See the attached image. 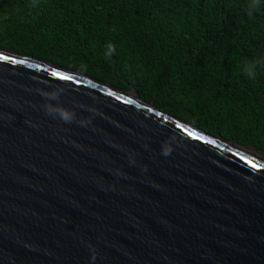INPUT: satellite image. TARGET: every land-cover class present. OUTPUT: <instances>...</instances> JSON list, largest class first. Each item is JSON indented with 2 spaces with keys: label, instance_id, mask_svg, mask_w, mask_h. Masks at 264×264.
Masks as SVG:
<instances>
[{
  "label": "water",
  "instance_id": "95a60500",
  "mask_svg": "<svg viewBox=\"0 0 264 264\" xmlns=\"http://www.w3.org/2000/svg\"><path fill=\"white\" fill-rule=\"evenodd\" d=\"M0 264H264V153L0 48Z\"/></svg>",
  "mask_w": 264,
  "mask_h": 264
},
{
  "label": "trees",
  "instance_id": "16d2710c",
  "mask_svg": "<svg viewBox=\"0 0 264 264\" xmlns=\"http://www.w3.org/2000/svg\"><path fill=\"white\" fill-rule=\"evenodd\" d=\"M0 48L264 153V0H0Z\"/></svg>",
  "mask_w": 264,
  "mask_h": 264
},
{
  "label": "clouds",
  "instance_id": "9594fccd",
  "mask_svg": "<svg viewBox=\"0 0 264 264\" xmlns=\"http://www.w3.org/2000/svg\"><path fill=\"white\" fill-rule=\"evenodd\" d=\"M251 8H255L256 4L253 3L250 5ZM106 55L111 56L115 48L114 46L109 43L106 45ZM245 75L249 79H254L256 75V65L255 63H248L245 65L244 68ZM40 95L44 98L45 103L42 105L43 110L45 113L52 118L60 119L66 123H71L76 120V113L74 109H67L62 103H60V98L62 97L63 89L53 88L51 90H40ZM92 111V110H91ZM79 123L83 126L88 123V120L81 119ZM163 155L167 156L170 152H162ZM96 255L95 250L93 249L92 260L95 261Z\"/></svg>",
  "mask_w": 264,
  "mask_h": 264
},
{
  "label": "bare ground",
  "instance_id": "6f19581e",
  "mask_svg": "<svg viewBox=\"0 0 264 264\" xmlns=\"http://www.w3.org/2000/svg\"><path fill=\"white\" fill-rule=\"evenodd\" d=\"M251 152V151H250ZM251 154H253L252 152H251ZM253 155H255V154H253ZM255 156H257V155H255ZM257 157H260V156H257Z\"/></svg>",
  "mask_w": 264,
  "mask_h": 264
},
{
  "label": "snow or ice",
  "instance_id": "6c2138e0",
  "mask_svg": "<svg viewBox=\"0 0 264 264\" xmlns=\"http://www.w3.org/2000/svg\"><path fill=\"white\" fill-rule=\"evenodd\" d=\"M5 59H7V57H5Z\"/></svg>",
  "mask_w": 264,
  "mask_h": 264
}]
</instances>
